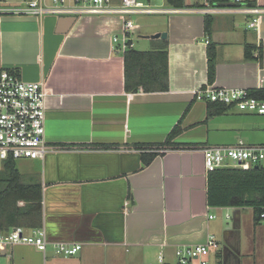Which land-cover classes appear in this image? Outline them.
I'll use <instances>...</instances> for the list:
<instances>
[{"label":"crops","instance_id":"0c3cea01","mask_svg":"<svg viewBox=\"0 0 264 264\" xmlns=\"http://www.w3.org/2000/svg\"><path fill=\"white\" fill-rule=\"evenodd\" d=\"M21 2L0 0V7ZM145 2L156 10L147 14L155 19L148 29L136 23L141 41L135 43L134 32L131 42L144 53L167 46L166 91L126 89L125 51L113 41L123 30L119 15L75 17L67 33L58 27L68 17L0 15V68L44 83L46 141L56 148L37 160L41 168L35 161L17 168L25 184L41 185L43 225L38 229L46 232L47 252L26 244L1 245L0 264H150L156 258L162 264L161 255L163 264H179L177 248L203 244L215 234L213 210L233 209L228 214L234 222L238 209L208 205L204 156L193 149L241 141L264 145V117L197 101L195 92L207 86L253 94L264 90V14L251 29V16L241 11L200 12L220 5L208 0H185L189 7L182 9L167 0ZM256 3L264 8V0ZM164 32L167 39L145 38ZM177 126L182 132L165 146ZM152 153L157 155L147 164L143 155ZM239 210V227L224 232L231 251L211 252L210 264H264V227L254 220L252 239H243L244 209ZM56 244L82 250L65 258L54 252Z\"/></svg>","mask_w":264,"mask_h":264},{"label":"built area","instance_id":"2783aa9c","mask_svg":"<svg viewBox=\"0 0 264 264\" xmlns=\"http://www.w3.org/2000/svg\"><path fill=\"white\" fill-rule=\"evenodd\" d=\"M233 1L231 6L219 5L217 8L213 7L214 9L204 8L200 12L210 14L215 11H241L251 16L249 27L257 28L264 8L234 7L242 4V0ZM155 12L145 0H121L120 4H115L113 0H22L17 7H0V15H28L40 18L119 15L123 18V30L121 37L115 36L113 41L115 44L120 43L123 51L129 47L132 34L138 28L132 21V16L137 13ZM46 97L44 83L24 81L14 71L0 68V161L43 160L48 153L56 149L46 141ZM195 98L197 101L221 104L242 113L264 117V99L255 96L248 89L207 86L197 90ZM193 150L203 154L208 173L222 168L249 170L255 166H264V145H248L241 141L235 146H207ZM214 218L215 216H210V219ZM226 218L231 219V214H227ZM17 244L32 245L44 253L48 249L44 229L30 232L17 227L10 232L0 231V246ZM221 248V243L211 234L205 244L177 248L176 258L179 264H210L208 257L211 252ZM81 250V245H54V252L65 258L74 256ZM159 262H165L163 255L159 257Z\"/></svg>","mask_w":264,"mask_h":264},{"label":"trees","instance_id":"16d2710c","mask_svg":"<svg viewBox=\"0 0 264 264\" xmlns=\"http://www.w3.org/2000/svg\"><path fill=\"white\" fill-rule=\"evenodd\" d=\"M211 6L232 4L233 0H208ZM169 6L182 9L189 6L185 0H167ZM200 6V5H197ZM235 6L257 7L256 0H242ZM200 6L199 8H204ZM206 32L210 30V20L207 16ZM166 48L159 52H139L132 47L125 51L126 89L130 92L143 90L146 92L166 91L169 84L168 53ZM209 84L216 79L215 51L211 47L208 52ZM264 99V90L254 93ZM182 132L180 126L173 129L165 146L169 147ZM164 146V147H165ZM157 154L148 156L149 164ZM208 205L212 208H252L255 211L254 220L260 223L264 214V166L244 170L242 168H222L208 173L207 177ZM24 205L21 206L20 204ZM43 225V192L41 185L25 184L23 176L16 166V161L9 159L0 161V231H9L14 227L27 229L42 228Z\"/></svg>","mask_w":264,"mask_h":264},{"label":"rangeland","instance_id":"374dc122","mask_svg":"<svg viewBox=\"0 0 264 264\" xmlns=\"http://www.w3.org/2000/svg\"><path fill=\"white\" fill-rule=\"evenodd\" d=\"M132 21L136 24H141L143 29H148L149 27H145L146 25L151 24V21L155 19V17L150 16V15H134L132 16ZM143 31V30H142ZM138 32H141L139 30ZM138 32H135L133 39H135V43L137 44V41H141L137 36ZM121 37V36H120ZM30 161H35L36 163V168H41L40 162L37 160H32V159H21L16 161V166L18 169H21V164L25 162H30ZM27 168V167H25ZM36 183V181L34 182ZM21 205V204H20ZM228 213H233V209H224V210H213L211 212L212 215L215 216V220L212 221V226H213V233L216 235L217 240L221 243L222 247L225 246V241H224V232L226 230L232 229L234 227V222L232 220H228L226 218ZM254 217H255V211L252 208H245L242 210V227L240 228L241 232V237L246 239L249 237L252 239V236L254 234ZM260 225L264 227V220L260 222ZM257 233V232H255ZM221 251V250H220ZM214 252V251H212ZM214 255V254H212ZM152 261V259H151ZM150 264H158V259L156 258L153 260Z\"/></svg>","mask_w":264,"mask_h":264},{"label":"water","instance_id":"95a60500","mask_svg":"<svg viewBox=\"0 0 264 264\" xmlns=\"http://www.w3.org/2000/svg\"><path fill=\"white\" fill-rule=\"evenodd\" d=\"M228 6H231L230 4ZM76 22V18L75 17H68V18H61L60 22H59V27H58V31L60 33H67L71 27L73 26V24ZM145 38H151V39H167L168 38V34L166 32L164 33H159L153 36H146ZM255 168H259V166H255ZM240 214H241V210H236L234 212V228H238L239 224H240ZM232 233V232H231ZM230 233V234H231ZM207 241V240H206ZM225 246H224V252L225 255L227 254V251H231L230 245L228 244V240H226L225 238ZM206 243V242H205ZM203 243V244H205Z\"/></svg>","mask_w":264,"mask_h":264}]
</instances>
